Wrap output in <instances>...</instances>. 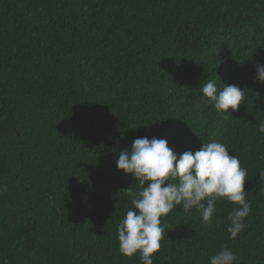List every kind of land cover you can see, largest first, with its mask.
Here are the masks:
<instances>
[{"label":"trees","instance_id":"16d2710c","mask_svg":"<svg viewBox=\"0 0 264 264\" xmlns=\"http://www.w3.org/2000/svg\"><path fill=\"white\" fill-rule=\"evenodd\" d=\"M264 0H0V264H141L117 226L138 181L118 170L138 137L175 153L225 144L247 169L248 227L229 238L177 206L154 264H209L224 247L264 264ZM237 85L217 112L202 82Z\"/></svg>","mask_w":264,"mask_h":264},{"label":"clouds","instance_id":"9594fccd","mask_svg":"<svg viewBox=\"0 0 264 264\" xmlns=\"http://www.w3.org/2000/svg\"><path fill=\"white\" fill-rule=\"evenodd\" d=\"M254 82L264 83V64L257 63ZM201 91L217 112L231 114L245 100V90L237 85L218 89L214 79L202 82ZM264 133V120L258 124ZM225 144L212 141L203 143L194 153L191 150L175 153L162 138L138 137L130 148L119 151L116 159L118 170L130 174L138 181L139 189L129 187L131 207L117 226L119 251L122 255L139 256L141 264H154L153 255L161 248L166 217L177 206L185 213L195 208L202 210V221L211 223L216 213V202L227 200L234 205L228 213L227 232L230 239L248 227L246 218L252 211L251 201L245 190L247 169L240 158L230 155ZM264 177V173H259ZM209 264H238L237 254L224 247L209 257Z\"/></svg>","mask_w":264,"mask_h":264}]
</instances>
